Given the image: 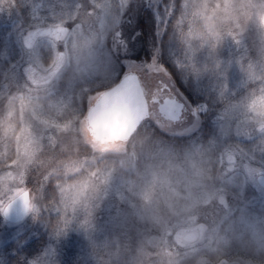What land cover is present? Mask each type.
I'll return each mask as SVG.
<instances>
[{"label": "rangeland", "instance_id": "1", "mask_svg": "<svg viewBox=\"0 0 264 264\" xmlns=\"http://www.w3.org/2000/svg\"><path fill=\"white\" fill-rule=\"evenodd\" d=\"M128 1L0 0V198L30 192L19 222L0 217V264H197V253L207 259L205 250L217 248L232 264L243 254L224 252L221 225L231 229L237 207L264 212V188L256 189L246 172L251 166L264 172V132L257 127L264 118L249 121L264 74V65L254 63L255 32L239 44L225 39L218 49L192 45L191 0H134L133 29L117 31ZM92 12L106 19L99 34L82 30ZM71 24L61 43L23 38L34 26ZM82 55L103 57L109 75L77 73ZM54 57H64L57 75L34 84L31 66L45 71ZM192 64L210 70L193 77ZM132 70L151 91L169 86L186 108L165 124L156 121L164 136L151 143L137 136L120 152L93 151L77 111L97 86ZM165 202L177 214L155 228L148 221ZM197 215L205 226L197 241L168 233Z\"/></svg>", "mask_w": 264, "mask_h": 264}, {"label": "clouds", "instance_id": "2", "mask_svg": "<svg viewBox=\"0 0 264 264\" xmlns=\"http://www.w3.org/2000/svg\"><path fill=\"white\" fill-rule=\"evenodd\" d=\"M191 9L193 20L188 24L186 35L192 45L218 49L225 39L239 44L243 42L247 33L254 31L259 44L256 53L258 59L254 63L257 67L264 65V0H191ZM209 70L208 65H204L203 68L195 64L189 66V74L193 77L202 76ZM45 71L49 75L57 74L59 66L56 64L55 57ZM76 72L82 76L94 74L96 79H105L109 75L110 67L104 63L103 57L92 58L82 55L78 60ZM258 79L261 80V86L249 102L251 112L249 121L254 123L255 117L264 118V74ZM123 84L124 81L121 79L95 95L98 98L112 97L119 93ZM95 108L96 105L89 107L83 124H86L88 118L94 114ZM122 119L123 111L120 107L103 113L90 127H81L84 142L93 151L120 152L127 142L134 140L141 133L148 137L150 143L156 139L140 124L130 128L127 135L121 139L117 133L122 126ZM257 127L259 131L264 132V119L258 123ZM184 151L187 155L188 150ZM12 199L13 197H10L5 202L3 198H0V217L5 220L12 210ZM177 211L166 202L161 203L148 222L155 228H163L171 223ZM232 220L231 229L225 230L227 221L220 228L224 252L226 253L229 249H238L243 254L232 264H248L249 261L251 264H264V212L254 210L251 205L241 206L237 207ZM207 226L210 229L215 227L212 224ZM220 252L221 248H217L215 252L205 250L207 259L199 258L197 253V264H230L224 255H220Z\"/></svg>", "mask_w": 264, "mask_h": 264}, {"label": "flooded vegetation", "instance_id": "3", "mask_svg": "<svg viewBox=\"0 0 264 264\" xmlns=\"http://www.w3.org/2000/svg\"><path fill=\"white\" fill-rule=\"evenodd\" d=\"M130 3H128L127 5L125 4V7L128 6V9L129 10H126V8L123 10L124 12H121V20L118 19L117 23H118V28L117 31H119V29H123V30H130V29H133V20H134V17H135V2L134 0H130L128 1ZM146 3L144 2V5ZM90 11H92L90 9ZM145 15V13H143V16ZM146 15L144 16V25L147 26L149 25V23L146 21L145 19ZM101 19L99 20V14L97 12H92V16L88 17V18H85L81 21V26H84L82 28L83 31H86V32H89V33H96V34H99V24L102 25V21L104 23V20L103 18L104 17H100ZM126 19V21H124ZM101 21V22H100ZM74 22L75 24L77 23H80L78 21H74V20H70V23ZM107 24H108V21H107ZM140 25V24H139ZM72 27V24L71 25H64V26H59V25H43V26H38V27H32L31 30H28V35H24L23 38L27 39V40H30V41H33V43H35V40L36 39H39V38H48L50 40H56V42L58 43H61L63 42L65 36L67 33H69V31L71 30L70 28ZM85 28V29H84ZM101 31V30H100ZM111 33V31L108 32V36L109 34ZM30 34V35H29ZM52 38V39H51ZM27 42V41H26ZM108 44V43H106ZM59 47V46H58ZM59 51V50H58ZM59 53L63 54V51H59ZM64 55V54H63ZM64 57L62 59H59L57 57V60H56V64L59 66V69H60V65L64 62L63 61ZM31 70L33 72V78H32V82L35 84V83H47V82H50L53 80V78L57 75H49V73L47 71H43L44 68H42V70H37L35 68V66H31ZM22 81V79H21ZM104 87L106 86H97L95 89L92 90L93 94H92V97L89 99V101L87 103H85L84 105V108L81 107V109L79 111H77L78 113H81V119L79 120V123H80V126H88L90 127V125L88 124V122H86V124H83L82 122L84 121V117L87 113V110L88 108L91 106V104L93 103L95 97H96V93L101 91ZM169 86H165V87H162L160 90L161 91H167L169 90ZM151 104H154L151 100H149L148 102V105L150 106L151 108V114H150V118L152 121H158V120H161L162 122L163 121H169V117L172 116L175 112H178V109L174 112V111H171V113H169L168 116H164L161 112H159L157 109L156 111L153 110V107ZM156 106V104H155ZM186 108V107H185ZM164 123V122H163ZM234 157L231 158L229 161H234ZM233 165V162H230V167H232ZM252 168V169H251ZM251 170H246L247 174H248V177H249V180L251 181V183L253 184V186L256 188V189H259L260 188V185H259V182H258V179H257V176L261 171V169L259 168H256L254 166H251ZM192 225H187V226H181L180 229L174 231V232H171V230L169 229L168 230V233H171V235L173 237H175V235L182 233V238H184L188 243H192V242H195L197 241L200 237H201V234H202V231L205 229V226H203V222L202 220L199 218V215H197V221H196V217L194 216L192 218ZM197 228V229H196ZM173 248H175V245H173Z\"/></svg>", "mask_w": 264, "mask_h": 264}, {"label": "water", "instance_id": "4", "mask_svg": "<svg viewBox=\"0 0 264 264\" xmlns=\"http://www.w3.org/2000/svg\"><path fill=\"white\" fill-rule=\"evenodd\" d=\"M121 79H123L124 84L117 95H119L123 99V103L120 105V108L123 111V119L122 126L117 135L122 139L125 135H127L130 128L134 127L137 124H140L142 120L147 117L148 105L137 73H126L116 82L121 81ZM158 94L153 96V99L159 102L158 109L164 116H168L171 111L175 112L177 108H180L181 101L178 98L171 97L169 99L163 100V97ZM111 98L112 97H96L95 101L92 103V105H96L94 114L88 118V124L90 126L98 119L100 115L109 111L108 101ZM257 179L260 185L264 188V173H259ZM25 192H27V195H25ZM10 197H13V207L8 218L6 220L5 218L3 219L8 224H13L19 222L25 216L27 210L30 207L29 191L28 189L22 188L19 189V191L15 195H12Z\"/></svg>", "mask_w": 264, "mask_h": 264}, {"label": "trees", "instance_id": "5", "mask_svg": "<svg viewBox=\"0 0 264 264\" xmlns=\"http://www.w3.org/2000/svg\"><path fill=\"white\" fill-rule=\"evenodd\" d=\"M166 65H167V67H169V69H170V65L169 64H167L166 63ZM173 73V72H172ZM173 75L176 77V74L175 73H173ZM144 89L146 90V91H148V90H150V89H148L147 87H144ZM145 91V92H146ZM151 91V90H150ZM147 94V93H146ZM191 99H192V96H191ZM200 99V96L199 95H197V100H199ZM141 126L143 127V128H145V129H147L148 131H150V133L155 137V136H164V135H162V133L158 130V127H157V125H155L154 123H153V121L149 118V117H147V118H145L144 119V121L142 122V124H141ZM208 128H204V129H202V131L200 132V134L199 135H201V139H203L204 140V138H206V136L208 135ZM138 137L139 138H143V137H145V135L143 134V133H141L140 135H138ZM46 196H48V195H46ZM235 254L236 253H239V252H234Z\"/></svg>", "mask_w": 264, "mask_h": 264}, {"label": "snow or ice", "instance_id": "6", "mask_svg": "<svg viewBox=\"0 0 264 264\" xmlns=\"http://www.w3.org/2000/svg\"><path fill=\"white\" fill-rule=\"evenodd\" d=\"M140 52H143L145 55H147V52L145 51V49H141ZM140 52H137L136 55H135V59H139V56H140ZM123 103V99L122 97H120L119 95H114L112 96V98L108 101V108L109 110H112V109H115V108H118L120 107V105ZM181 108H183V105L181 104L180 105Z\"/></svg>", "mask_w": 264, "mask_h": 264}, {"label": "bare ground", "instance_id": "7", "mask_svg": "<svg viewBox=\"0 0 264 264\" xmlns=\"http://www.w3.org/2000/svg\"><path fill=\"white\" fill-rule=\"evenodd\" d=\"M148 116H150V115H148ZM148 116H147V117H148ZM6 201H7V199L5 200V202H6Z\"/></svg>", "mask_w": 264, "mask_h": 264}]
</instances>
